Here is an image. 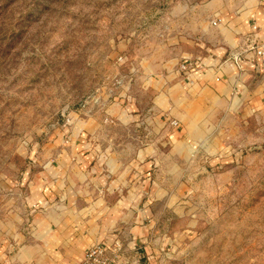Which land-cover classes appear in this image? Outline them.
Wrapping results in <instances>:
<instances>
[{
    "label": "rangeland",
    "instance_id": "rangeland-1",
    "mask_svg": "<svg viewBox=\"0 0 264 264\" xmlns=\"http://www.w3.org/2000/svg\"><path fill=\"white\" fill-rule=\"evenodd\" d=\"M253 3L0 0V185L26 176L71 115H101L127 96L135 113L153 112L151 80L164 74L150 68L178 61L205 7L212 17ZM245 110L227 115L209 149L198 142L176 170L157 171L168 192L157 227L120 264H264V111ZM144 130L152 144L153 123Z\"/></svg>",
    "mask_w": 264,
    "mask_h": 264
},
{
    "label": "crops",
    "instance_id": "crops-1",
    "mask_svg": "<svg viewBox=\"0 0 264 264\" xmlns=\"http://www.w3.org/2000/svg\"><path fill=\"white\" fill-rule=\"evenodd\" d=\"M204 10L178 61L150 68L164 74L151 80L153 112L135 113L127 96L101 115H71L48 134L26 176L0 185V264H77L98 244L120 246V259L157 227V204L168 196L157 171L176 170L177 156L198 142L209 149L227 115L264 111V55L255 52L264 45V0L216 6L212 17ZM237 50L240 63L231 56Z\"/></svg>",
    "mask_w": 264,
    "mask_h": 264
},
{
    "label": "built area",
    "instance_id": "built-area-1",
    "mask_svg": "<svg viewBox=\"0 0 264 264\" xmlns=\"http://www.w3.org/2000/svg\"><path fill=\"white\" fill-rule=\"evenodd\" d=\"M255 52L258 56L264 55V45H261L259 48L255 49ZM232 59L236 63H240L243 59L241 56V52L238 50L231 54ZM185 67V65H183ZM120 246H116V248L109 249L108 247L98 244L90 247L84 254L82 260L77 264H115L116 260L119 257L118 249Z\"/></svg>",
    "mask_w": 264,
    "mask_h": 264
}]
</instances>
